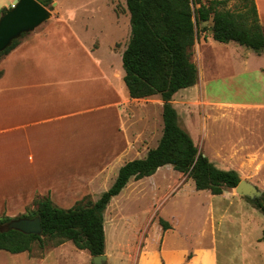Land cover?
<instances>
[{
  "label": "crops",
  "instance_id": "obj_1",
  "mask_svg": "<svg viewBox=\"0 0 264 264\" xmlns=\"http://www.w3.org/2000/svg\"><path fill=\"white\" fill-rule=\"evenodd\" d=\"M17 2L0 0V15L3 8ZM255 2L264 26V0ZM211 28L203 38L206 45L214 40ZM101 45L86 43L69 22L43 24L26 33L1 59L0 215L7 210L13 217L38 194L50 195L61 207L75 204L80 195L88 193L98 200L94 192L104 188L112 176H118L125 163L148 155L156 134L154 125L161 127L164 101L160 95L132 98L121 63L113 59L114 50L110 46L111 57L105 58L98 54ZM235 70L255 80V85L239 83L235 87L245 95L240 100H209L206 85L200 86L204 74L199 70V81L192 86L198 89H183L171 102L177 108L180 125L191 135L197 106L214 107L222 117L237 123L236 133L228 132L224 140L219 137L212 142L209 159L221 169L236 170L241 179L256 185L264 195V54L253 50ZM212 77L224 76L215 73ZM203 126L207 127L206 121ZM63 192L67 194L63 195L65 201L57 200L56 195ZM220 195L246 198L235 188H227ZM246 210L252 216L255 208L247 206ZM68 242L52 247L41 257L28 251L13 255L0 250V260L8 259V264H76L66 256L76 253L84 264H91L88 250L76 245L65 248ZM202 245V249L176 252L163 243L162 251L179 254L201 250L210 254V264H219L216 234ZM134 264L183 263L172 259L151 263L146 259Z\"/></svg>",
  "mask_w": 264,
  "mask_h": 264
},
{
  "label": "rangeland",
  "instance_id": "obj_2",
  "mask_svg": "<svg viewBox=\"0 0 264 264\" xmlns=\"http://www.w3.org/2000/svg\"><path fill=\"white\" fill-rule=\"evenodd\" d=\"M201 3L208 5L210 0H201ZM201 3L195 4L194 8L200 7ZM240 5L239 0H225L220 8L239 11ZM47 7L52 11V17L43 24L69 22L79 30L86 43L93 42L96 47L101 43L102 48L98 54L105 58L111 57V46L115 52L113 59L116 63H121L125 72L122 55L131 37L127 0H53ZM211 25L212 21L200 23L198 38L193 48L192 58L200 73L204 74L200 86L206 85L211 97L209 100L212 97L240 100L245 95L236 92L235 87L239 83L255 85V80L252 76L238 74L234 69L245 55L253 54V49L236 42L223 43L216 40L206 45L203 38L209 34ZM215 73L224 77L214 79L212 76ZM196 88L190 87L188 90ZM204 100L200 98L201 103H204ZM213 108L207 105L197 106L198 117L192 119L191 123L192 137L208 157L212 155V142L219 137L224 140L230 132L236 133L234 127L237 126V123L232 122L229 117H222L221 112ZM209 114L212 117L207 118ZM215 115L217 117H214ZM161 118L160 129L154 125L157 136L152 140V148L157 147L163 136L164 119L162 116ZM205 121L207 127H202ZM180 122L183 124L182 120ZM116 177L112 176L104 188L97 189L94 192L95 198H100L113 185ZM64 194L67 195L64 192L62 195L57 194L56 199L65 201ZM85 196L96 201L90 193L80 195L77 201ZM34 200L12 219L35 209ZM246 200L251 203H246ZM73 205L71 202V206L62 207L70 208ZM247 206L255 208L252 216L247 213ZM5 216H9L7 210L0 215ZM160 218L167 220L171 228L165 230ZM105 232L108 264H134L146 259L151 263L172 259L183 264H210V254L201 250L171 254L164 253L162 248L164 243L166 249L176 252L187 248L192 251L194 247L202 249L203 243L212 241L213 234L217 237L219 264H264L262 210L248 198L224 197L212 194L209 190H198L191 177L175 170L172 165L160 167L149 177L139 180L132 178L127 187L108 205L105 211ZM68 243L65 248L75 245L71 241ZM51 248L47 246L41 249L35 244L30 255L41 257ZM66 256L76 264H84L76 253L71 256L66 253ZM8 262V259L0 260V263ZM90 263L94 264L93 260H90Z\"/></svg>",
  "mask_w": 264,
  "mask_h": 264
},
{
  "label": "trees",
  "instance_id": "obj_3",
  "mask_svg": "<svg viewBox=\"0 0 264 264\" xmlns=\"http://www.w3.org/2000/svg\"><path fill=\"white\" fill-rule=\"evenodd\" d=\"M39 1L45 6L53 2ZM239 1L240 10L234 11L220 8L225 0H210L208 5L201 0H127L131 37L122 55L124 81L132 98L160 95L164 101V131L159 144L151 148L145 158L125 163L113 185L96 201L85 196L72 207L64 208L50 195H37L36 208L19 217L40 216L42 234L0 230V250L13 254L31 253L35 244L45 249L72 241L93 256L106 253L105 211L108 205L132 178L152 176L164 165H172L191 177L198 190H209L215 195L238 186L239 173L217 167L200 151L190 132L180 125L177 108L171 101L179 91L199 81V68L192 55L200 23L212 21L211 33L216 41L236 42L264 54V26L260 23L256 2ZM197 3L201 5L195 9ZM6 10L3 8L2 13ZM25 34L0 52V61ZM248 199L264 213V197ZM11 219L0 217V224ZM160 223L165 230L171 228L164 218H160Z\"/></svg>",
  "mask_w": 264,
  "mask_h": 264
},
{
  "label": "water",
  "instance_id": "obj_4",
  "mask_svg": "<svg viewBox=\"0 0 264 264\" xmlns=\"http://www.w3.org/2000/svg\"><path fill=\"white\" fill-rule=\"evenodd\" d=\"M51 17L52 11L39 0H18L15 6H10L0 15V52L8 48L15 39L34 31ZM235 189L239 195L252 200H261L264 197L256 185L245 179H241ZM0 230L42 234V220L40 216L16 217L0 224ZM92 260L94 264H108V255H92Z\"/></svg>",
  "mask_w": 264,
  "mask_h": 264
}]
</instances>
